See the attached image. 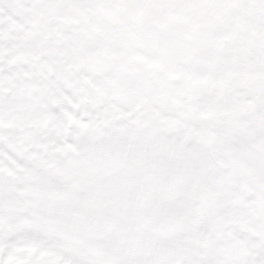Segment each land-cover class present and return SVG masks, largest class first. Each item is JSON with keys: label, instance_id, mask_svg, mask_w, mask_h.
Instances as JSON below:
<instances>
[{"label": "snow or ice", "instance_id": "snow-or-ice-1", "mask_svg": "<svg viewBox=\"0 0 264 264\" xmlns=\"http://www.w3.org/2000/svg\"><path fill=\"white\" fill-rule=\"evenodd\" d=\"M0 264H264V0H0Z\"/></svg>", "mask_w": 264, "mask_h": 264}]
</instances>
